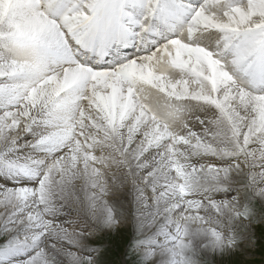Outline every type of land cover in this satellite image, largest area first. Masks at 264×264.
Returning <instances> with one entry per match:
<instances>
[{
    "label": "snow or ice",
    "instance_id": "1",
    "mask_svg": "<svg viewBox=\"0 0 264 264\" xmlns=\"http://www.w3.org/2000/svg\"><path fill=\"white\" fill-rule=\"evenodd\" d=\"M112 165L153 204L178 193L143 264L183 257L190 228L238 243L225 220L264 200V0H0V264H100L99 229L57 217L117 222L97 212Z\"/></svg>",
    "mask_w": 264,
    "mask_h": 264
},
{
    "label": "bare ground",
    "instance_id": "2",
    "mask_svg": "<svg viewBox=\"0 0 264 264\" xmlns=\"http://www.w3.org/2000/svg\"><path fill=\"white\" fill-rule=\"evenodd\" d=\"M21 151L27 152L28 149L26 148L21 149ZM95 154L100 155L101 154L100 149H96ZM104 154H107V152L105 151ZM148 158L150 159V157ZM106 170L108 175L110 176L108 182L109 184L114 185V187L112 188L111 191L105 194L106 206L98 207L97 212L102 214L105 220L107 218L106 214L108 208H111V210L114 212L113 210L114 207H119L122 210H124V213L127 215L118 216L114 214V219L117 222L115 223L104 222L101 223L100 225L103 227L104 230L108 231L115 229V225L121 223L124 224V227L126 228L134 229L137 236L141 235L142 238L146 237V240L144 242V247L141 250V252L144 255V257L148 259L150 253H148L145 250V246L155 243L157 241V238L163 241V240H168L171 238L172 235H175L174 229L177 225H179V219L181 218L182 213L180 215H177L175 212H170L164 215L160 213L162 212L163 209L169 207L171 201L178 197V193L177 192L170 193L167 197H164L161 200H159L157 204H153L152 203L153 188L145 187L141 183L140 176L142 175V173L138 172L136 176L128 177L124 175L127 169L120 170L115 165L108 167ZM148 170L149 169H144V171H148ZM112 173H117L115 178H111ZM133 180H135L137 183L134 184ZM0 182H4L3 177H0ZM8 183L11 184V181H8ZM80 183L81 181H76L78 187ZM138 190L143 191L145 193V195L143 197H140L139 199H138L139 196ZM223 195H224L223 192H219L217 193V198H221L223 197ZM228 195L235 196L236 195L235 188L233 189V191L229 192ZM190 198H198V197L190 196ZM2 210L3 209L0 208V211ZM57 218L59 221H63V222L75 221L77 228H80L81 225L85 221H87L88 226L87 228L84 229L85 231H88L89 229L93 228L94 225L92 222H95L92 219H90L89 216H87L86 214L81 213L78 215L77 211L74 208H70L67 206H65V208ZM127 220L130 221V224L127 223ZM226 223L227 221H225V224ZM206 234L207 233L205 232H199L195 228L194 230L190 228V233H189L190 245L197 248V246L200 244V248H201V246H203L202 245L203 243L206 244V242H204L207 240ZM209 240H211V237ZM208 242L210 243V241ZM206 247L210 252L217 249L221 251V246L209 244ZM222 252H227L226 248L225 250L223 249ZM178 253H179L178 250L172 253L171 264H179ZM86 254L91 255L92 251L88 250Z\"/></svg>",
    "mask_w": 264,
    "mask_h": 264
},
{
    "label": "rangeland",
    "instance_id": "3",
    "mask_svg": "<svg viewBox=\"0 0 264 264\" xmlns=\"http://www.w3.org/2000/svg\"><path fill=\"white\" fill-rule=\"evenodd\" d=\"M245 206L250 208L253 213L250 223L248 221L234 223L231 220H225L227 221L226 225L231 227V231H225V236L234 235L238 240L234 247L216 245L221 246V251L217 249L210 252L206 246L212 243L208 242L210 236L206 234L207 240L204 241L206 244H202V249L200 244L197 248L190 245L185 250L183 257L178 253L179 264H184L185 259L193 262V264H264V200L257 198L253 202L244 199L241 201V207ZM113 210L115 215H127L119 207H114ZM92 223L99 230L96 235L87 237L84 243L88 245V250L92 251V254L96 251L102 253L99 258L100 264H143L146 258L141 250L144 247L146 237L137 236L134 229L126 228L121 223L116 224L115 229L108 231L104 230L100 224ZM127 223L130 224V221L127 220ZM191 229L194 230V228ZM2 240L3 238H0V242ZM225 248L227 252H222Z\"/></svg>",
    "mask_w": 264,
    "mask_h": 264
}]
</instances>
